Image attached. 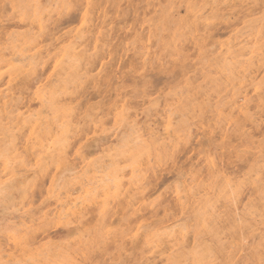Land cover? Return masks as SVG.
<instances>
[{
	"label": "rangeland",
	"instance_id": "rangeland-1",
	"mask_svg": "<svg viewBox=\"0 0 264 264\" xmlns=\"http://www.w3.org/2000/svg\"><path fill=\"white\" fill-rule=\"evenodd\" d=\"M0 75V264H264V0H0Z\"/></svg>",
	"mask_w": 264,
	"mask_h": 264
},
{
	"label": "bare ground",
	"instance_id": "bare-ground-1",
	"mask_svg": "<svg viewBox=\"0 0 264 264\" xmlns=\"http://www.w3.org/2000/svg\"><path fill=\"white\" fill-rule=\"evenodd\" d=\"M200 6H201V4H200ZM199 8V7H198ZM229 15V14H228ZM227 15V16H228ZM214 16V15H213ZM206 20V19H205ZM86 22H87V19L85 18V16H83V18H82V26H84V24H86ZM166 22V21H165ZM247 25V24H246ZM261 25V24H260ZM38 26L39 27H41V21H39L38 22ZM163 26H164V24H163ZM250 27H252V26H250ZM243 28V27H242ZM78 30V29H77ZM247 32V31H246ZM236 33V32H235ZM244 33V32H243ZM175 34H176V32H175ZM136 37V36H135ZM254 37V36H253ZM147 42H149L148 40H147ZM138 45V44H137ZM70 48V47H69ZM136 53V52H135ZM253 53L254 52H250V54H251V56L253 55ZM36 54V53H35ZM259 54V53H258ZM33 56V55H32ZM27 58H28V56H26ZM30 57V56H29ZM36 57V56H35ZM34 57V58H35ZM236 57V56H235ZM252 57H254V56H252ZM14 59H15V57H14ZM21 59V58H20ZM24 59V58H23ZM29 60H31V57H30V59ZM35 60V59H34ZM20 61V60H19ZM24 61V60H23ZM16 62V61H15ZM25 64V63H24ZM260 64V63H259ZM250 70V69H249ZM252 70V69H251ZM243 71V70H242ZM0 77H1V75H0ZM53 78V77H52ZM11 77L9 76V81H11ZM188 79V78H187ZM52 81H54V79H52ZM55 82V81H54ZM209 82H210V79H209ZM54 84V83H53ZM205 84V83H204ZM207 84V83H206ZM214 84V83H213ZM240 83H238V85H239ZM57 85V84H56ZM116 85V84H115ZM185 88V87H184ZM215 88H216V86H215ZM183 89V88H182ZM184 90V89H183ZM185 91V90H184ZM182 92V91H181ZM180 92V93H181ZM184 94V93H183ZM42 95H43V93H42ZM42 95H40V94H38L37 95V100L40 102V103H42L43 101H44V98H43V96ZM182 95V94H181ZM255 95V94H254ZM251 98V97H250ZM153 100H155V99H153ZM188 101H189V99H187ZM162 103V102H161ZM47 105V104H46ZM208 105V104H207ZM5 106H6V103H3V108H5ZM227 106V105H226ZM56 111V110H55ZM260 111H261V109H260ZM36 112H37V110H36ZM47 112V111H46ZM166 112V111H165ZM21 116V115H20ZM177 116V115H176ZM254 116H256V115H254ZM191 117V116H190ZM177 118H178V116H177ZM46 119V118H45ZM173 119V118H172ZM254 119V118H253ZM252 119V120H253ZM256 120V119H255ZM181 121V120H180ZM257 121V120H256ZM159 122V121H158ZM183 122V121H182ZM185 123V122H184ZM154 124V123H153ZM182 124V123H181ZM37 126V124H35L34 125V128H31L30 129V133H29V138L31 139L32 138V136H33V134L35 133L34 131H35V127ZM146 126V125H145ZM185 127V126H184ZM261 127V126H260ZM158 129H159V127H157ZM194 128V127H193ZM194 130V129H193ZM203 130V129H202ZM204 131V130H203ZM206 131V130H205ZM244 131V130H243ZM191 132V131H190ZM158 134V133H157ZM4 136H5V134H4ZM201 138V137H200ZM29 139V140H30ZM160 140V139H159ZM135 144V143H134ZM137 144V143H136ZM208 145V144H207ZM239 151V150H238ZM237 151V152H238ZM241 152H243V151H241ZM246 152H248V151H246ZM245 152V153H246ZM193 155V154H192ZM210 161V160H209ZM211 164V163H210ZM262 166V165H261ZM98 168H100V167H98ZM105 169H106V167H105ZM60 170V169H59ZM101 170V169H100ZM138 170H140V169H138ZM103 171V170H102ZM105 171V170H104ZM64 172V171H63ZM137 172V171H136ZM97 173H100L99 171L97 172ZM183 173V172H182ZM181 173V174H182ZM20 174H22L21 172H20ZM180 174V175H181ZM87 176V175H86ZM96 176V175H95ZM106 176V175H105ZM103 177V176H102ZM187 176H185V178H186ZM96 178H98V177H96ZM28 179V178H27ZM104 179V178H103ZM187 179V178H186ZM190 179V178H189ZM83 180V179H82ZM94 180H95V178H94ZM105 180V179H104ZM76 181V180H75ZM93 181V180H92ZM96 181H98V180H96ZM189 181V180H188ZM99 182V181H98ZM97 182V183H98ZM101 182V181H100ZM190 183H192L191 182V180L189 181ZM112 183V182H111ZM187 183V182H186ZM190 183L188 184L187 183V186H190ZM241 183V182H240ZM23 185V184H22ZM103 185V184H102ZM112 185V184H111ZM177 185H178V183H177ZM247 185V184H246ZM263 185V184H262ZM93 186H95V185H93ZM104 186V185H103ZM114 187V186H113ZM247 187H248V185H247ZM179 188V187H178ZM188 188V187H187ZM255 188V187H254ZM97 190V189H96ZM113 190V189H112ZM180 190V189H179ZM259 190V189H258ZM102 191H103V189H102ZM146 193V192H145ZM180 193V192H179ZM63 194V193H62ZM93 195V194H92ZM103 196H105V197H107L106 196V194H104ZM117 196V195H116ZM182 196H184V195H182ZM221 196V195H220ZM87 198H88V196H87ZM187 197H185V199H186ZM188 199V198H187ZM186 199V200H187ZM81 200V199H80ZM183 200V199H182ZM59 203V208H60V212L58 213V218L59 219H61V218H66V217H70V216H75L76 214H77V211L80 209V207H82V206H84L85 207V203L84 202H81V203H79V202H77V201H75V200H72V199H70V195H66L65 196V201H61V200H59L58 201ZM180 202H183V201H180ZM186 202V201H185ZM185 202H183V205H184V203ZM105 206H106V203L103 201L102 202V205H101V210H102V212L105 210ZM249 206V205H248ZM196 215H197V213H196ZM24 218V217H23ZM201 219V218H200ZM203 219V218H202ZM62 220V219H61ZM15 221H16V218H15ZM203 221V220H202ZM19 224V223H18ZM21 224V223H20ZM15 225V224H14ZM17 225V224H16ZM22 225V224H21ZM60 225V224H59ZM9 226V225H8ZM13 226V225H12ZM67 226V225H66ZM147 226V225H146ZM144 227V226H143ZM144 229V228H143ZM142 230V229H141ZM167 230V229H166ZM19 231V230H18ZM171 231V230H170ZM169 231V232H170ZM22 232V231H21ZM69 233V232H68ZM163 233H165V232H163ZM237 234V233H236ZM255 236V234L253 235V237ZM184 238V237H183ZM51 242V241H50ZM13 243H14V246L15 247H17L18 246V244H17V242L15 241V240H13ZM233 243V242H232ZM233 245V244H232ZM231 247V246H230ZM235 247V246H234ZM262 247V246H261ZM237 250V249H236ZM233 252H234V249H233ZM242 252V251H241ZM125 255H127V254H125ZM4 257V256H3ZM248 258V257H247ZM264 259V258H263ZM37 260V259H36ZM260 260H262V259H260ZM29 263V262H28Z\"/></svg>",
	"mask_w": 264,
	"mask_h": 264
}]
</instances>
